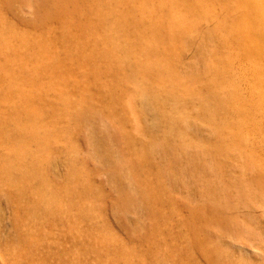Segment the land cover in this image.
<instances>
[{
    "label": "rangeland",
    "instance_id": "rangeland-1",
    "mask_svg": "<svg viewBox=\"0 0 264 264\" xmlns=\"http://www.w3.org/2000/svg\"><path fill=\"white\" fill-rule=\"evenodd\" d=\"M0 264H264V0H0Z\"/></svg>",
    "mask_w": 264,
    "mask_h": 264
},
{
    "label": "bare ground",
    "instance_id": "bare-ground-1",
    "mask_svg": "<svg viewBox=\"0 0 264 264\" xmlns=\"http://www.w3.org/2000/svg\"><path fill=\"white\" fill-rule=\"evenodd\" d=\"M142 81V80H141ZM148 103L149 101L146 99V97H143V104H144V107L147 109L148 112H151V108H148ZM151 109V110H150Z\"/></svg>",
    "mask_w": 264,
    "mask_h": 264
}]
</instances>
